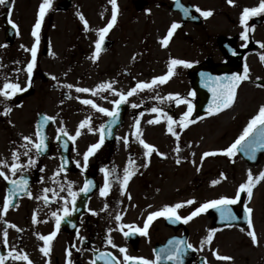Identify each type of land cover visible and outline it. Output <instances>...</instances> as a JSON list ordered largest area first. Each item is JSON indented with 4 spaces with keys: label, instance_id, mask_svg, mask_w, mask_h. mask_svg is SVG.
I'll use <instances>...</instances> for the list:
<instances>
[{
    "label": "flooded vegetation",
    "instance_id": "1",
    "mask_svg": "<svg viewBox=\"0 0 264 264\" xmlns=\"http://www.w3.org/2000/svg\"><path fill=\"white\" fill-rule=\"evenodd\" d=\"M142 1L146 4L141 11L136 10L135 18L144 13L150 5L149 0ZM42 2L43 0H11L10 4L0 6V87L5 82H18L22 87L28 84L26 68L32 59L30 49L35 43L32 30L38 19ZM98 8L100 9V5ZM89 11V0H52L51 7L46 11L41 22L40 42L37 46V60L33 69L31 86L27 87L26 91L17 93L10 100L5 101L3 97H0V162H4L0 164V171H4L12 179L18 180L23 176L27 179L28 191L32 194L29 197L24 192H20L13 199L14 206L9 207L7 213L0 219V255L6 256L15 248L17 252L27 254L33 264H66L69 259L72 264H91L99 252L112 253L122 261L123 254L119 252L120 247L126 248L128 255L155 259L159 249L168 245L171 238L182 239L181 237L186 233L190 243L187 227L196 216L187 223L183 221L173 223L164 217H158L150 224L148 235L144 236L139 233L132 234L127 227L121 231L122 225L142 228L146 220L133 221L132 213L128 212L132 207L127 204L129 199L125 195L119 196L120 205L115 213L106 212L105 205L110 199L111 190L105 197L100 195L99 189L105 183V173L101 171V168L112 173L109 175L111 184V178L122 179L124 168L132 167L129 165L130 158L135 160V154L132 152L126 154V159L118 157L120 151L117 142L122 128L117 131L116 141L113 144H109L105 138L104 143L89 156L87 168L83 166L84 154L92 144L100 140L101 126L105 124L109 116L82 103V100L90 99L99 107L111 111L115 107L113 102L120 97L105 95L108 90H97L96 94L92 95H80L75 92V81L81 83L91 72L99 70L100 78L109 76L113 78L111 82H114V85L122 81L127 88L131 89L137 84L138 60L137 52L131 51L129 69L119 64L112 65L113 71L107 68L103 57L114 53L113 48L117 40H113L114 46L107 52H100L97 60L87 59L89 49L86 45L90 42V36H98L97 30L104 27L103 22L97 24V27L96 25L92 27ZM78 13L84 14V18L88 21L87 31L83 22L77 23ZM9 19L17 25V28L12 27ZM253 19H256L257 26L264 30V14L251 17L248 23L251 24ZM71 24L76 25V32L68 31V29L71 30L69 28ZM251 32L250 29L249 37ZM98 39L99 36L96 41ZM232 40L237 45V37ZM245 42L246 45L250 43L248 40ZM94 52L95 50L91 51V57ZM125 58L127 59V56ZM224 59L219 63H227L225 56ZM91 61H97L99 64L91 65ZM84 63L88 64L83 66ZM191 68L186 71V82L190 86L191 93H194ZM18 69L20 71H17ZM262 80L260 78L253 83L263 85L264 80ZM69 84L73 87H66ZM183 96L180 99L190 101L193 108L197 95ZM6 105L11 107V111L7 114L4 113ZM120 110L124 113V124L128 117L132 119V114L137 113V109L131 108L126 101L120 105ZM45 115L55 117V120L47 122L40 128L42 136L45 137L46 148L37 154L35 147L23 137L27 136L32 141H36L37 126ZM89 118L90 124L80 128V124ZM89 127L93 131H89ZM59 129L66 130L69 136H74L79 129L80 135L73 141L63 133H59L61 138L58 139ZM92 137L94 140L90 141ZM25 144H28L27 149L23 147ZM25 151H28V155H24ZM13 152L18 154V161L13 160ZM30 159L35 163L30 165ZM15 162L26 167L22 171L17 170L16 175L13 176L9 169ZM134 176L137 177V174L132 175L130 179ZM86 180H91L93 187H96V190L90 194L89 191L86 194L79 191ZM69 182H72V190L77 193L75 207L68 191ZM10 187L8 182L0 177V209L3 208L4 197ZM46 188L49 189L47 193L44 192ZM45 195L48 197L47 203L43 199ZM143 200L150 203V206L135 208H144L148 210V214L153 212L150 211L152 208L150 200H153V197L149 199L146 197ZM165 203L170 205L168 200ZM230 206L237 215L239 210H236V207L239 206V202ZM64 207L69 208L70 215L62 220L56 236L51 241V252L45 256L40 251L44 242L38 237L49 235L56 230L55 217L52 213L57 212L62 216ZM163 207L161 206L160 209ZM206 212L212 217L213 227L216 219L221 217L220 213ZM34 214L37 221L35 223L33 222ZM117 214L122 216L121 221L115 219ZM178 214L188 216L190 212L184 208L182 213L178 211ZM10 225L17 227L13 228ZM225 228L230 227H218L220 230ZM5 230L8 233L7 246L3 243ZM125 231L130 232L129 236L126 237L123 234ZM109 236L118 247L114 248L107 244ZM68 251L71 252L70 257L67 255ZM183 259L184 264H205V259L207 264H250V262L253 264V259L250 257H231L230 260H220L216 257H203L197 253L196 249L194 254H188ZM5 264H26V262L7 258ZM96 264H104V261L97 260ZM161 264H173V262L162 260Z\"/></svg>",
    "mask_w": 264,
    "mask_h": 264
},
{
    "label": "rangeland",
    "instance_id": "2",
    "mask_svg": "<svg viewBox=\"0 0 264 264\" xmlns=\"http://www.w3.org/2000/svg\"><path fill=\"white\" fill-rule=\"evenodd\" d=\"M97 1L89 0L91 25L97 27V24L103 22L105 27L111 19L112 5L109 0ZM134 1L117 0V21L106 34V37L117 42L113 48L114 53L105 55L103 60L111 71L116 64L129 69L130 52H137V83L151 82L154 77L165 75L172 58L189 61L192 66L206 60L214 64L224 61L218 41L237 37V45L245 46L247 43L241 39V33L244 31L240 23L241 12L243 8L258 6L260 2V0H235L234 5H230L228 0H183V3H190L195 10L199 7L201 10H211L213 14L204 17L196 11L202 17V24L200 26L186 24L182 28H177L168 45L162 46L161 39L167 35L171 24L179 23L180 20L178 14L169 11L172 0H149L148 9L136 18ZM98 12L101 14H97ZM82 22L78 16L77 23ZM69 28L71 29H68L69 32H76L75 24L69 25ZM97 38L96 35L90 36V42L86 45L89 49L87 59L92 60L90 55L91 51L95 50ZM248 42L254 44V48L246 53L242 63L243 68L247 64L250 69L249 78L241 82L232 106L215 115L197 119L183 129L179 126L180 117L187 111V104H177L175 99L169 100L167 97L169 94H179L181 98L191 93L190 86L186 82V71L192 66H176L174 75L165 83L157 84L152 89L140 90L127 97L126 103L131 108L137 109V113L132 114V119L128 117L119 131L118 157L126 159V154L130 152L135 154L137 177L134 176L129 180L123 194L120 187L122 179L111 178V193L106 212L115 213L120 205L119 196L125 195L129 199L127 204L132 207L128 212L132 213L133 221L136 222L147 217L148 210L135 208L149 205L150 203L143 200L146 197L148 199L153 197V200H150L152 205L150 211L165 206L167 200L170 205L194 200L195 203L185 204L178 210L182 213L185 208L191 213L207 201L234 197L239 185L247 181L249 171L254 177L264 171L263 157L254 167H249L236 153L228 157L220 151L228 148L238 139L252 117L258 113L259 107L264 105V84L253 83L260 78L264 80V61L260 58L264 54V48L260 46V43H264V30L254 26ZM87 64L84 63L83 66ZM90 64L98 65L99 62L91 61ZM99 73V70H96L83 82L75 81V92H78L77 88L96 89L98 84L113 80L109 76L100 78ZM113 89L115 92L108 90L105 95H116V92L127 93L130 90L122 81L113 84ZM133 104L137 107H132ZM154 107L163 109L173 117L175 122L172 128L178 133V139L168 131L167 117L162 113L151 111ZM157 117H159L158 123H148L150 120H156ZM137 120H139L142 139L153 145L158 153H163V156L153 152L151 156L145 157L146 150L134 135ZM125 137L127 144L124 141ZM93 140L92 137L90 141ZM177 148L179 151L176 150ZM205 152L217 154L201 160ZM144 164L147 166H142ZM213 181L218 182L213 184ZM245 204L252 209L250 215L258 243L253 244L248 235L247 225L244 228L230 227L221 230L217 228L213 233L212 241L202 245L201 241L205 239L208 231L213 229L212 217L205 211L198 214L187 227V232L190 234L189 242L198 254L203 257H216L213 253L217 252L220 256L250 257L253 259V264H264V180L254 187L250 200L246 193H242V199L236 210L244 208Z\"/></svg>",
    "mask_w": 264,
    "mask_h": 264
},
{
    "label": "snow or ice",
    "instance_id": "3",
    "mask_svg": "<svg viewBox=\"0 0 264 264\" xmlns=\"http://www.w3.org/2000/svg\"><path fill=\"white\" fill-rule=\"evenodd\" d=\"M11 0H0V6L8 5L10 4ZM235 0H228V3L230 5H234ZM109 3L112 5V15L110 21L107 23L105 27H102L97 30L99 39L95 42V52L93 53V56L91 59L93 61L97 60L99 58L100 52L102 51V44L105 40L106 34L108 31L115 25L117 21V15H118V5L117 0H109ZM52 0H43L39 7V13H38V19L36 20V23L32 30V35L35 37V43L32 45L30 51L32 59L27 64V74H28V84L22 87L18 82L12 83V82H5L2 87H0V97H3L5 101L12 99L17 93L24 92L27 90V87L31 86V78L33 74V69L36 66V60H37V46L40 42V29H41V22L44 18V15L46 11L51 7ZM176 6L178 8H181V10L185 13V15L189 14V9L185 7L183 4L180 3V0H176ZM150 11V10H149ZM197 12H200V14L204 17H209L213 13L211 10H201L199 7L196 8ZM261 14H264V0H260L258 6L255 7H245L243 8L240 16V23L244 28V31L241 33V39L244 41H247L249 39L248 33L251 30H254V25L250 26L248 24V20L251 17L259 16ZM81 21L84 23L85 31L88 30V21L84 18V16L80 13L77 14ZM9 23L12 24L13 28H17V25L9 19ZM180 25L177 22H173L167 32V35L161 39L162 46H167L170 38L173 36L175 30L179 28ZM260 46L264 48V43H260ZM235 54V53H234ZM261 60L264 61V54L261 55ZM135 59V57H133ZM176 66H184V67H191V62L183 60V59H175L172 58L169 61V67L168 72L165 75L154 77L151 82H140L135 85V87L131 88L127 93L124 92H116L115 94L118 95L120 98L118 100H115L113 103L115 107L110 111L107 108L99 107L96 103H94L90 99H84L82 100V103L86 105H90L92 108L96 109L97 111L104 113L105 115H108L112 118L111 123L107 125V128L110 129L111 125L116 122L117 116H118V108L119 106L124 103L127 100V97L132 96L136 92L143 90V89H152L157 84H163L165 83L172 75H174V69ZM17 71H20L19 69ZM249 67L247 64L244 65L243 73H233L231 76H225V77H209V79L213 80L214 86L211 88V91L213 92V101L209 105V115L217 114L220 111L229 108L232 106V104L235 102L236 95H237V88L239 87L240 83L244 80H247L249 78ZM55 79V77H53ZM259 79V78H258ZM113 83L114 82H104L101 84H98L96 86V89H89V88H77L76 91L81 93H88L92 92L93 94H96L97 90H111L115 92V89H113ZM68 88H72L73 85L69 84L66 85ZM189 95H194V93H189ZM169 100L175 99L177 104L180 103H187V111L183 113V115L180 117L179 126L181 129L188 126L189 123H193L194 121L190 120V116L192 113V104L190 101H185L179 98V94H169L167 97ZM132 107H137L136 104H133ZM11 111L10 106H5L4 113L7 114ZM152 112H159L162 113L167 117L168 121V131L172 133V135L176 136L177 139L179 138L178 133L173 131L172 124L175 122L173 120V117L168 115L164 112L161 108H152ZM142 115V113H141ZM55 117L47 116L45 115L43 117V120L38 124L37 126V140L32 141L30 137H23V139L29 143H31L35 149L37 154L44 151L46 148L45 144V137L42 136L40 132V128L44 126L49 121H54ZM159 117L156 118V120H150L148 123H158ZM90 124V118L86 119L80 124V128H83L85 125ZM136 132L134 135L136 136L139 143L144 147L146 150L144 155L145 157L151 156L153 152H157L158 150L151 144L146 143L144 139H142V133L139 129V120L136 121L135 124ZM105 128L104 125L101 126V136L100 140L92 144L88 151L84 154L83 160H84V168H87L88 165V159L89 156L94 153L96 149H98L103 143H104V132L103 129ZM89 131H93L91 127L88 129ZM59 133H63L64 136H68L69 139L75 140L77 136L80 135L79 129L77 130L76 134L74 136H69L66 130L59 129L58 130V136L57 138L60 139ZM110 134V133H109ZM249 137H252L251 140H248ZM125 144H127V137L124 138ZM242 142H244L242 144ZM238 146H242L244 148L245 154L249 155L250 158L255 159V153L257 149L264 148V105H261L258 109V113L252 117V119L249 121L247 126L244 128L243 133L238 137V139L235 140L234 143H232L228 148L220 150L222 154L227 155L228 157H232L235 152L238 150ZM23 147L26 149L28 148V144H25ZM179 151V149H176ZM159 155L163 156V153H158ZM216 152H205L203 153L201 160H203L204 157H207L209 155H216ZM13 160L18 161L19 156L16 152H13ZM24 155H28V151H25ZM179 159H177V163H179ZM4 162H0V164H3ZM35 161L29 160V164H34ZM129 165L132 167H125L124 168V175L122 178V181L120 183L121 187V194L124 193L127 183L130 180L131 176L135 174V160L131 159L129 160ZM144 167L147 166V164L142 165ZM26 166L21 165L18 162H15L10 167V172L13 176L16 175L17 170H23ZM101 171L105 173V183L102 188L99 189L100 195L102 197H105L109 194V191L111 189V184L109 182V175L112 173H109L105 168H101ZM113 169V173H114ZM223 176V173H221ZM0 177H3L8 184L11 186L8 189L7 195L4 197L3 201V208L0 209V219L3 218V215L7 213L9 207L14 206L13 205V199L19 195L20 192H24L26 195L31 197V192L28 191V181L23 176H21L18 180L12 179L7 175L4 171H0ZM261 180H264V171L260 172L257 176H253L251 171L248 172L247 181L245 183H242L239 185V188L235 194L234 197H221L219 199L207 201L203 204H201L199 207L195 208L188 216H181L178 214V209L183 207L185 204L191 205L195 203L194 200H187L185 202L176 203L175 205H165L162 209L158 211H153L148 214L146 220L144 221L143 227L139 226H132V225H122L121 231L125 227L129 228L131 230L132 234L139 233L141 235L147 236L148 235V229L152 221L158 217H164L171 222L176 221H183L184 223H187L192 218L197 216L198 214L207 211L208 209H217L220 213L222 220H235L237 219L236 215L233 213L230 205H234L237 202L241 200V194L246 193L248 199L250 200L253 195V189L256 186L257 183H259ZM218 181H213V184L217 183ZM93 187V182L91 180H86L84 183L83 188L79 189L81 193H87L90 188ZM49 189H44V192L47 193ZM68 191L70 196L72 197V204L73 207H75V199L77 196V193L72 190V182L68 183ZM55 194V193H54ZM38 199L40 197H37ZM129 198H131L129 196ZM45 200V203L48 202V197L45 195L43 197ZM67 203V202H66ZM108 206L105 205V208ZM63 215H59L57 212H53L52 216L55 217V225L56 230L51 232L49 235H40L38 238L44 242V246L40 249V251L45 255L48 256L51 252V241L56 236L57 231L60 228V224L62 220L70 215V210L68 207H64L62 209ZM251 212L252 209L247 206V204L244 205V213L245 217L247 219L248 223V235L251 237L253 244L258 243V238L253 230V224L251 220ZM93 214H95L93 212ZM115 219L117 221L122 220V216L120 214H117L115 216ZM33 222L36 221L35 214L33 215ZM5 223H7L5 221ZM13 228H16V225H10ZM17 231H20V229H17ZM111 229L109 230V232ZM215 232V229H210L208 231L207 236L204 240L201 241V244L210 243L213 239V233ZM123 234L127 237L129 236L130 232L125 231ZM4 240L3 243L5 246H7V236L8 233L5 230L3 232ZM107 244L111 245L112 247H118L114 244L111 237L109 236L107 238ZM193 245L190 243H187L185 240L182 239H175L169 240L168 245L165 247H162L159 249V252H157L155 259H149L145 257H134L127 254V250L124 247L119 248V252L123 254L122 261L118 259L115 255L109 252H99L98 256H96L95 259L91 261V264H96L97 260H103L104 264H161V261H171L173 264H184V255L187 249H192ZM15 253V254H14ZM67 255L70 257L71 252L68 251ZM214 256H216L217 259L220 260H230L231 257L227 256H220L217 252L213 253ZM7 258H12L13 260H22L25 261L26 264H33V262L29 259L27 254L17 252L15 248H13L11 251L7 253L6 256L0 255V264H5V261ZM66 264H72L71 260L69 259ZM205 264H207V260L205 259Z\"/></svg>",
    "mask_w": 264,
    "mask_h": 264
},
{
    "label": "water",
    "instance_id": "4",
    "mask_svg": "<svg viewBox=\"0 0 264 264\" xmlns=\"http://www.w3.org/2000/svg\"><path fill=\"white\" fill-rule=\"evenodd\" d=\"M181 3V0H180ZM137 10H140L143 3L138 1L136 3ZM189 9V14L185 15V13L181 10V8H178L176 6V0L174 1V4L171 6V11H177L181 15V24L180 26H183L187 22L194 23L196 25H199L201 23V19L199 16L195 15L194 9L189 5H184ZM256 24V22H253ZM113 42L109 41L108 39H105L102 44V51L108 50L112 46ZM219 47L221 52L226 55V57L229 60L228 64L224 65H213L210 62H205L204 64L200 66H196L192 69L191 73L193 75L194 81H193V88L197 95V102L193 108V114L191 115V119H196L202 115H208L209 114V105L213 101V92L211 91V88L214 86L213 80L209 79V77H225V76H231L233 73H240L241 74V60L243 55L252 47H246L244 49H237L232 41L221 39L219 41ZM235 53V54H234ZM123 111L118 112V116L116 119V122L111 125V131H112V139L109 140V143H112L114 141L115 131L117 128L121 125L123 120ZM112 118H109V121L107 122L106 126L111 123ZM252 137H249L248 140H251ZM244 142H242L243 144ZM237 153L246 160V162L250 166H254L259 157L261 155L264 156V148L257 149L255 153V159L250 158L249 155L245 154L244 148L242 146H238ZM217 210V209H210V211ZM221 218V217H220ZM219 218V219H220ZM214 227L219 226H228V225H237L239 227H244L247 224V219L245 217L244 211L241 213L240 218H237V220H217L215 221ZM183 240L186 241L187 235H184ZM186 255L188 254H194L193 249H187L185 252Z\"/></svg>",
    "mask_w": 264,
    "mask_h": 264
},
{
    "label": "bare ground",
    "instance_id": "5",
    "mask_svg": "<svg viewBox=\"0 0 264 264\" xmlns=\"http://www.w3.org/2000/svg\"><path fill=\"white\" fill-rule=\"evenodd\" d=\"M261 181H262V180H261ZM261 181H260V182H261ZM260 182H259V183H260ZM259 183H257L256 185H259Z\"/></svg>",
    "mask_w": 264,
    "mask_h": 264
}]
</instances>
